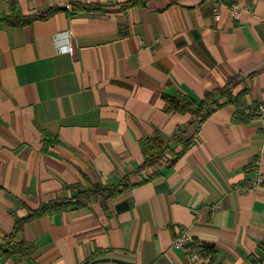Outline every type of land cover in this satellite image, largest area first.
Instances as JSON below:
<instances>
[{
  "label": "crops",
  "instance_id": "0c3cea01",
  "mask_svg": "<svg viewBox=\"0 0 264 264\" xmlns=\"http://www.w3.org/2000/svg\"><path fill=\"white\" fill-rule=\"evenodd\" d=\"M74 3L92 10L72 13ZM11 7L31 22L6 25ZM48 8L59 11L31 19ZM230 78L239 107L190 128L182 140L195 133L194 144L171 168L164 159L138 171L140 142L170 137L190 119L168 111L163 96L199 103ZM258 104L264 0H0V264H193L172 246L179 236L211 246L215 264H260ZM123 179L130 187L115 198L26 223L11 242L30 255L1 252L15 218L75 197L74 185Z\"/></svg>",
  "mask_w": 264,
  "mask_h": 264
},
{
  "label": "trees",
  "instance_id": "16d2710c",
  "mask_svg": "<svg viewBox=\"0 0 264 264\" xmlns=\"http://www.w3.org/2000/svg\"><path fill=\"white\" fill-rule=\"evenodd\" d=\"M223 3L230 6L234 3V0H223ZM134 4L137 5V3ZM71 7L72 13L92 10L75 3L71 5ZM58 11V8H48L31 19L44 21L51 18ZM2 21L10 27L22 26L31 22L28 17L18 13L14 7H11L9 14L3 17ZM237 86V79L230 78L223 87L215 89L214 91L206 92L199 103H196L190 97L179 92L175 93L173 96H163L164 101L168 104V111L181 115L188 114L190 119L185 126L178 127L170 137L156 135L146 141L140 142L143 163L138 168V171L156 168L164 159L166 160L167 167L171 168L194 144L195 133L187 140H182V137L190 128H199L210 116L225 105L233 104L239 107L240 96L234 95V90ZM221 100L223 102H220ZM177 148H179V151L176 150ZM167 156H169L168 159L166 158ZM157 175L158 172L154 171L151 179L155 178ZM129 187L130 185L128 184L127 179H123L117 187L90 183H87L85 186H72V188L76 190L75 197L71 199L53 200L47 204L39 206L37 210L30 212L26 217L15 218L12 234L8 239L6 249H3L1 252L9 257L18 256L19 258H22L30 255L32 253V248L29 245L22 242H11L16 235L21 233L23 226L26 223L45 215L67 211L71 207H81L90 198L103 197L106 200L115 198L125 192ZM199 247L213 259V248L211 246L200 244Z\"/></svg>",
  "mask_w": 264,
  "mask_h": 264
},
{
  "label": "built area",
  "instance_id": "2783aa9c",
  "mask_svg": "<svg viewBox=\"0 0 264 264\" xmlns=\"http://www.w3.org/2000/svg\"><path fill=\"white\" fill-rule=\"evenodd\" d=\"M238 8L236 6L230 7V15L233 19L237 17ZM214 19L217 21L219 16L216 14ZM66 53L72 55L73 49L71 47H66L64 49ZM252 113L261 118L264 121V104H258L252 110ZM264 183L262 177H258L256 180L253 181V186L257 187ZM172 246L176 249L182 250L189 258L190 262L193 264H215L214 260L211 258L210 255L206 254L199 245L189 244L183 238V236H179L172 241ZM260 264H264V260L261 261Z\"/></svg>",
  "mask_w": 264,
  "mask_h": 264
},
{
  "label": "water",
  "instance_id": "95a60500",
  "mask_svg": "<svg viewBox=\"0 0 264 264\" xmlns=\"http://www.w3.org/2000/svg\"><path fill=\"white\" fill-rule=\"evenodd\" d=\"M61 9H64V8H66L65 6H63V7H60Z\"/></svg>",
  "mask_w": 264,
  "mask_h": 264
}]
</instances>
